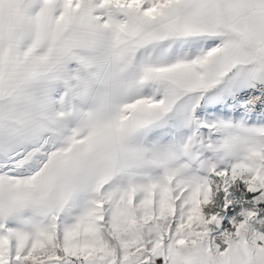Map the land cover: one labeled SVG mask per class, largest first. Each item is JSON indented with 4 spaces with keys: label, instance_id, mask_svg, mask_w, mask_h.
Segmentation results:
<instances>
[{
    "label": "snow or ice",
    "instance_id": "snow-or-ice-1",
    "mask_svg": "<svg viewBox=\"0 0 264 264\" xmlns=\"http://www.w3.org/2000/svg\"><path fill=\"white\" fill-rule=\"evenodd\" d=\"M0 264H264V0H0Z\"/></svg>",
    "mask_w": 264,
    "mask_h": 264
}]
</instances>
